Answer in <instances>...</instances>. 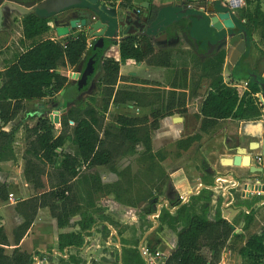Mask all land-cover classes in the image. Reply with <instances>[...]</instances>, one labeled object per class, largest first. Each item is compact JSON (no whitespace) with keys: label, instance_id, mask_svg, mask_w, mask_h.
<instances>
[{"label":"trees","instance_id":"obj_1","mask_svg":"<svg viewBox=\"0 0 264 264\" xmlns=\"http://www.w3.org/2000/svg\"><path fill=\"white\" fill-rule=\"evenodd\" d=\"M108 1L114 6L118 0ZM131 1L122 0L121 4H130ZM253 1L252 9L244 14L245 21L238 20L236 23L233 20L235 27L231 30L233 34L245 35L246 50L233 66L231 74L246 80V88L224 82V50L214 51L201 62L199 76L209 81L205 95H199L197 85L190 87L188 95L184 91H177L184 88L176 85L170 86L166 93L159 88L146 91L116 86L121 80V61L172 66L171 53L155 50L151 41L165 15L153 5L147 9L145 24L149 26L146 34L128 35L118 43L113 41L95 59L93 68H87L94 53L93 43L88 46L85 32L78 31L66 36L63 41L46 37L31 43L13 64L0 71V162L15 159L12 146L14 133L4 127L24 110V100L49 97L55 101L56 94L65 88L62 99L69 104L59 118V130L47 115H37L34 125L24 126L26 147L22 156L23 176L31 185L33 194L16 202L15 211L22 217V222L13 230L14 248L9 253L3 247L10 244L0 226V264H32V254L20 250L17 245L39 208H47L59 228L73 225L70 224L71 219L79 216L74 222L78 230L58 234L60 250L82 246L91 228V215L101 213L95 201L103 195H112L116 202L129 207L142 208L147 205L146 213L151 212L170 183L163 161L169 157H180L183 151L200 139L199 133L192 132L157 148L153 145L152 135L159 128L160 120L175 114L183 116L189 110L187 101L197 99L195 117L200 121L202 131L221 119H247L259 114L254 95L264 91V77L243 64L249 53L252 34L259 28L264 29V12L260 9L259 0H248L246 4ZM20 21L25 39H33L50 29V22L41 11L26 14ZM195 26L201 27L214 42L225 35L224 31L213 32L207 16L187 24L186 31L190 32ZM75 66L80 75L72 82L60 69ZM91 71L93 75L90 76ZM89 77L93 80L86 81ZM131 81L149 84L135 77ZM96 87L97 95L101 97L100 107L96 103ZM129 104L138 109L149 108L150 111L143 115L119 112L112 123L105 124V115L111 105L120 107ZM68 140L75 151L59 152ZM138 146L142 149L138 150ZM132 156H135L136 170H132L130 165L118 166L120 159ZM97 167H105L116 174L117 180L103 183ZM8 194L6 185L0 184V202L7 200ZM81 194L84 195L86 207L82 205ZM173 195L169 197V202L177 206L172 212L166 208L162 210L157 230L166 224L176 234L175 247L165 264H218L222 250L231 249L235 240L241 243L237 253L248 264L260 262L264 256V222L258 231L245 238L242 233L233 234V228L221 216L219 208L209 219L211 190L202 188L192 200L183 203L174 201ZM193 200L201 202L199 210L195 208ZM253 217L254 207L247 213L240 212L232 223L243 220V228L247 229ZM203 249L209 251V259L202 253ZM120 254L122 264H143L135 248L123 246ZM66 261L64 264L76 263L73 256Z\"/></svg>","mask_w":264,"mask_h":264},{"label":"crops","instance_id":"obj_2","mask_svg":"<svg viewBox=\"0 0 264 264\" xmlns=\"http://www.w3.org/2000/svg\"><path fill=\"white\" fill-rule=\"evenodd\" d=\"M190 1L192 2V0ZM190 1L189 0H132V2H136L139 4V6H137V9L139 11L138 13L144 19H146L147 9L149 8L150 5H153L159 8V10L164 12L165 15L162 18V21L159 23L160 26L156 28V31L151 38V41L155 50L157 51L167 50L171 53L172 66L171 67L155 66V65H149L144 61L136 63L126 60L120 62L119 68L136 69L137 72L144 73L145 76L142 77L148 82L149 76L151 77L152 73L153 74H155L154 72L163 73L164 69L167 68H193V67L201 68V62L206 57L212 55L214 51L215 52L220 51L221 50L220 46L224 45L223 46L224 48H222V50H224L225 52V58L222 65V76L224 82L232 86L236 85L246 88L247 81L232 76L231 70L233 67H231V65L228 62L229 54L231 50L234 48L231 47L229 49L230 42L234 40L237 35L240 36V33L233 34L232 37L227 38L225 41L214 42V39L208 37L207 33H205V31L199 26L192 27L190 32H187L186 31L187 24H190V22L191 24H193L196 22V20L201 19L199 16L200 14H203L201 8L203 6H206L207 2H209V0H204V3L203 0H194L195 2L192 3ZM118 3L119 0L116 2L115 6H117ZM107 4L109 5L110 3L107 2ZM248 6H250V4L247 3L244 7H248ZM240 8H237L235 10L234 15L238 20L244 22L245 21L244 16L243 17L239 16ZM260 9L264 12L263 4H260ZM182 10H185V12L182 13L181 12ZM180 15H182V17H180ZM20 20H21V16H19L17 12L12 11L8 8H5L3 10V17L1 22L2 26L0 27V71H3L5 68L13 64L16 61L17 57L21 53L25 52L27 48L31 45V43L46 37H50L51 39L57 41H63L64 38L66 37V36L57 37L54 31V27L50 23V29L47 32H44L34 37L33 39H25L22 36V26ZM209 26L213 29L214 33H218L219 31L222 32L224 31L227 37H229V34L231 33L230 29H222L219 31L214 29L210 25V21H209ZM258 30L259 29H257L256 31ZM78 31H81V29L77 28L71 30L69 35L75 34ZM189 35L191 38H189ZM123 36H124V32L119 33L116 42L118 43L120 38H122ZM182 40H184V43L192 45L194 50L198 52L196 56L200 61L195 62L194 65L192 66L189 63H185L188 59L185 60L183 59V56L184 57L186 56L183 54V49H186L187 46H179V42H181ZM239 40L240 37L238 41ZM207 41H210L214 45L210 46L207 43ZM91 43H92V39L87 36L88 46ZM250 44H251V40H250ZM248 57H249V53L246 59ZM178 63L180 65H178ZM243 64L247 65L250 68L247 62L244 61ZM262 65L263 67L261 68L262 71L260 74L254 69L252 68L250 69L254 70L260 76L264 77V63ZM65 68H74V67H65ZM129 71L130 72H128L127 75H133L131 73V70ZM119 81H121L124 85H129V80L123 79ZM241 83H245V85ZM141 84L142 83H140V85ZM149 84L152 85L150 82ZM1 85H2V77L0 75V86ZM118 85L119 84L117 83L116 86ZM144 85L142 87H144ZM208 88L209 87L207 86V90ZM189 90L190 87L185 89L187 95L189 94ZM197 92H199V90H197ZM206 92H204L203 95H205ZM254 96L256 98L255 104L257 105V108H259V114L257 116H251L250 118L247 119H234V118L221 119L216 121V123L213 126L208 127L205 131H202L200 129V121L195 117V112H197V108H198V102L196 103L195 107L194 106L192 107V105H190L193 100H197L195 98L191 101H187V106L189 107V110L185 114H183V116H181L182 117L181 122L175 123L172 120V117L177 116L178 114L164 117L160 120L159 128L155 130L152 135L153 145L154 147L157 148L170 141L178 139L183 135H187L189 133L191 134L192 132L194 133L197 132L200 134V139L197 142H194L191 145V147L188 150H186V153L189 152L190 154L195 156L192 158H188L189 160H186L182 165L177 166L175 171L169 172V176H170V182L173 183L176 189L175 193L176 195L179 196V198H182L183 196L185 197L186 195L189 194L196 195L202 188H207L212 191V197L208 202L209 219H212L214 217L215 211L218 209L217 203L219 198L220 199L225 198L226 201V203L222 204L223 208L220 209L221 216L224 207L231 206L232 204L237 208H240L241 209L240 212L242 211L249 212V210L253 208L257 202L264 204V193L257 195L255 191H252V190L263 189L264 186V163L256 164L255 162H253L255 161L254 158L261 154L262 151L260 148L251 151L250 156H251V163L253 165L263 168L262 174L259 173L252 174L251 172H249V169L247 167L225 166L221 162V159L223 157H232V155L235 153L234 148L236 146L241 145L246 147L247 144L253 140L256 141L258 140L261 143V140L264 138V98H261L260 93H257ZM34 101H38V99L36 98V99L24 100V104L27 102H34ZM111 107H117V106L111 105L108 110H110ZM120 107L123 108L122 110L126 108L124 112L129 108H133V106L130 104L127 106H120ZM118 108L119 107H117V109ZM136 109L137 111L142 109L144 114H146L147 111L149 110V108H140V109L136 108ZM42 110H43V105L38 107V111H42ZM37 115H40V113ZM187 115L194 116L195 124L194 127L189 131H184L183 123ZM8 124L5 125L4 127L5 130H9L7 128ZM25 147H26V141H25ZM22 159L23 158H21L20 159L21 161L19 162H16V158L14 160L0 162V184L6 185V187L8 188V193H12V198H13L12 201H10L7 198V200L0 202V226L3 227L10 244L3 247L8 253L11 252V250L14 248L13 230L16 226H18L22 222V217L15 211L16 202L18 200L27 199L33 194L31 185L26 182L23 176L24 164L22 162ZM197 159L201 160L202 162L201 166L203 169H198ZM97 169L98 168H96V170ZM12 171H16V174ZM252 177H257V178L251 179ZM104 178L106 181L102 180L103 183H110L117 180L118 177L116 174L107 170V172L104 174ZM233 181L237 183L232 184ZM222 182L226 183L225 189H221L220 187H218V184L220 183L223 184ZM249 187L251 189V193L247 198H243L242 197L243 192L245 191L246 188ZM235 188L239 190L238 194L240 195V199H241L239 200L241 202L239 204L234 203L235 196L233 195V193L229 192V190L232 189L235 190ZM193 189H195V191H192ZM257 198L259 199V201L256 200ZM110 199H111L110 195H105L104 198H102L101 196L99 198V200L102 203L108 202L110 201ZM110 204L111 203L107 204V206L108 205L110 206L108 207L109 209H114L113 207L120 205L115 200L112 201V205ZM248 205H251L250 209L246 207ZM243 222L244 221L241 220L239 225H244ZM70 224L73 225L64 228L57 227L55 219L50 216L48 209L39 208L28 231L21 238L17 246L20 248V250L32 254L33 261L34 258L41 256L43 253L50 254L51 258L48 261L49 263L51 262L54 256L52 252H56V254H58L61 251L58 248V240H57L58 234L63 232L78 230L77 228L78 226L74 224L72 220L70 221ZM98 232L95 231V229H93L92 227L89 229L91 241L88 242L86 239V244H84L81 247V251H80V255L82 258L81 260L84 261V257L82 256V254H86L87 251H90L91 248L95 247L97 242H94L93 240L97 239L96 234ZM162 240L163 242L166 243V241L163 238ZM174 244H175L174 240H172V243L170 244L167 243L168 247L170 248H172ZM65 249L73 250V251L75 250L74 248H65ZM100 255L102 256L103 253ZM240 257L244 260L245 264H248V262L242 256ZM106 258L109 257L106 256ZM219 263L227 264L224 261Z\"/></svg>","mask_w":264,"mask_h":264},{"label":"rangeland","instance_id":"obj_3","mask_svg":"<svg viewBox=\"0 0 264 264\" xmlns=\"http://www.w3.org/2000/svg\"><path fill=\"white\" fill-rule=\"evenodd\" d=\"M190 1V0H189ZM191 2V1H190ZM192 2H195L192 0ZM191 2V3H192ZM253 2H251L250 6L248 7H241L239 9V16L243 17L244 14H246L247 10L252 9L253 7ZM19 15V14H18ZM20 16V15H19ZM232 18L238 23V19L236 16L233 14ZM114 25L111 26L110 31H112ZM239 35L236 36L234 40L230 42L229 49L231 47H234L236 43H238ZM179 46H187L186 49H183V54L186 55L185 57L183 56V59H188L185 63H189L191 66L194 65L195 62H199L200 60L196 56L198 54L197 51L194 50L192 45H189L187 43H184V40L179 42ZM224 45H221L220 48H222ZM188 55V56H187ZM250 66V68L254 69L257 71L259 74L261 73V68L263 67L264 63V29L259 28L258 31H256L252 36H251V44H250V51H249V57L245 60ZM184 64V63H183ZM178 65H180L178 63ZM185 66V65H184ZM78 67L74 68H61V73L65 74L69 80L73 79V74L80 73V71L77 69ZM133 75H127L128 72H130ZM200 68H167L164 69L163 73H156L151 74V77L149 76L148 82L152 83V85L147 84H141L140 83H134L131 81L132 77H135L141 81L145 80L143 79L142 76H145L144 73L137 72L136 69H130V68H120V76L121 80L126 79L129 80V85H124L121 81L118 82L119 87H131L133 89H138V90H146L149 91L152 88H159L161 92H167L169 89H171L170 86L176 85L179 87H183L184 89H176L177 91H184L185 89L189 87H198L197 90H199V95H203L204 92L207 90V86L209 84L208 79H205L204 77H200ZM244 84L245 83H241ZM144 85V87H142ZM94 92L97 93V87L94 88ZM187 94V93H186ZM64 102L63 99L58 101L57 106L62 105ZM198 101L193 100L190 105L192 107L196 105ZM96 103L100 107L101 105V97L97 95L96 97ZM53 104H55V101L52 98L45 97L38 99V101L34 102H27L25 103V108L23 111H21L13 121H11L8 125L7 128L11 130L13 134V150L15 152V158L16 162L21 161L20 159L23 156V150L25 148V133H24V126H32L35 124L37 118H35V115L41 114V113H46L45 115L49 116L51 118V122L54 121V116L55 114L52 112H49L50 110L54 109ZM43 105V110L38 111V107ZM122 107H111L110 110L107 111L105 115V124H110L115 120V116L119 112H124L122 110ZM128 109V108H127ZM128 113L130 112L133 115H143L144 112L142 109L138 110L136 108H129L126 110ZM125 111V112H126ZM150 110L147 111V113ZM259 111V108H258ZM62 114H59V118ZM178 116V115H177ZM180 116V115H179ZM54 123V122H52ZM184 131H189L194 127L195 124V118L193 115H187L185 117L184 121ZM1 125V123H0ZM55 128L59 130V123H54ZM190 134V133H189ZM137 149H142L141 146H138ZM75 151L74 145L68 140L66 143L63 145L61 149H59V152L61 153H66V152H71L73 153ZM195 156V155H194ZM192 154L189 152L186 153V151H183L180 157L178 158H167L166 160L163 161V166H165L166 171L169 173L171 171H175L177 166L182 165L186 160H189L188 158L194 157ZM198 161V169H203L201 164V160L197 159ZM22 162L24 164V159H22ZM16 165V164H15ZM126 165H132V170H136L137 166L135 163V156L132 157H126L122 158L118 162V166L124 167ZM97 171L101 174L102 180H105L104 174L107 172V169L105 167H97ZM16 174V171H12ZM250 174V173H249ZM253 174V173H252ZM251 174V175H252ZM47 178V177H46ZM257 177H252L251 179H255ZM106 181V180H105ZM32 188V187H31ZM239 189V187H238ZM235 188L232 190H229L230 193H233L235 196V202L234 203H241L239 200L240 195L239 190ZM166 190V187L164 188ZM235 191V192H234ZM165 192V191H164ZM164 195V194H163ZM193 196H196L195 194H189L185 196V201L192 200ZM105 195L102 196L104 198ZM162 197V196H161ZM160 197V198H161ZM110 201L102 203L99 199L95 201L96 203V208H98L101 213L100 215L92 214L91 216V222H90V227L95 229V231H99L96 236L97 239H94V242H97L95 247L88 249L90 251H87L86 254H82L84 257V261L81 260V247L86 244V239L87 241H91L90 234L85 235V242H83L82 246L78 249L73 250H68V249H63L60 251V253L56 254L53 256V259L51 262L47 264H64L65 262H68V258L70 256H73V258L76 260V263H70V264H115L117 262V255L116 252H113L112 250H108L105 246V240L107 236V230L105 228V222L109 223L118 233V236L120 238V241L124 244H126V247L130 248H135L134 246L137 245V240L141 239L144 236L143 232V226L144 224H147V228L145 233L146 238H149V244L152 245H158L159 248H161L164 251H170L171 248L168 247L167 243H172V240L176 242V234L175 231L170 229L166 224H164L161 228L159 229L158 233H153L155 229L157 228V225H153V222L150 221L147 217L148 213H146V210L148 209L147 205L142 208H135L129 210L126 205L120 204L119 206L113 207L114 209H109V205L107 206L108 203H111L114 201L113 196L110 195ZM174 201L176 200H181L178 195L174 196ZM81 202L84 207H86V201L84 199V195L81 194ZM259 201V199H256ZM255 201V200H253ZM171 202H169L170 204ZM193 203L195 204V208L199 210V206L201 202H198L196 200H193ZM226 203L225 198H219L218 199V207L219 209H222V204ZM172 205V204H171ZM177 206V205H176ZM248 209L251 208V205L246 206ZM173 208V207H172ZM172 210V209H171ZM134 215V216H133ZM253 222L249 225L247 229H244V225H239L240 221H238L236 224H234L236 228V234L237 233H242L243 236L246 238L249 236L251 233L256 232L259 230L260 226L264 222V204H261L259 202L254 205V217H253ZM79 219V216L73 217L71 220L73 222H76ZM242 227V228H241ZM78 228V227H77ZM241 231H238L237 229H240ZM235 230V229H234ZM160 236V238H159ZM162 238L166 241L163 242ZM160 241H159V240ZM241 245L239 240H235L232 242L231 249L224 248L220 254L219 262L224 261L227 264H245L244 260L240 257V255L237 253V249ZM107 252V254L110 255L109 258H106L105 256H101L100 254ZM112 252L113 254H110ZM51 253V251H50ZM202 253L205 255L206 258H210V253L207 249H203ZM80 255V257H79ZM62 260V261H61ZM33 261V259H32ZM83 261V262H82ZM33 264V262H32ZM219 264V263H218Z\"/></svg>","mask_w":264,"mask_h":264},{"label":"water","instance_id":"obj_4","mask_svg":"<svg viewBox=\"0 0 264 264\" xmlns=\"http://www.w3.org/2000/svg\"><path fill=\"white\" fill-rule=\"evenodd\" d=\"M108 0H2L0 3V27L3 17V10L8 8L17 12L21 17L41 11L44 16L48 18L49 22L53 25L54 31L57 37L68 36L71 30L80 28L81 31H85L86 35L92 39L93 56L88 62L87 68H92L95 59L100 57L104 49L110 45L113 41H116L118 34L124 32V36L133 35L139 36L146 34V28L149 25L145 24L144 18L139 13L137 6L138 3L132 2L130 4H121L119 1L117 6L108 5ZM203 14H200V18L204 19L206 16L210 21V25L216 30L230 29L235 27V23L229 13V11L220 4L219 0H209L206 6L201 8ZM182 13L185 10L181 11ZM191 24V22H190ZM114 25L112 31L111 26ZM233 33L229 34V37L225 34L218 42L225 41L227 38L232 37ZM122 37V38H123ZM121 39V38H120ZM210 46L214 44L207 41ZM246 50V42L244 33H240V40L231 50L228 62L233 67L239 60L240 56ZM88 72V69H87ZM80 73L73 74L72 82H75L79 78ZM93 75L91 71L90 76ZM91 77L86 79L89 81ZM65 88H62L55 96L54 109L50 110L55 114L54 123H59V114H63L67 108L68 103L63 102L62 105L57 106L58 101L62 99L65 92ZM261 98H264V91L260 93ZM42 113L40 115H45ZM51 119V118H50ZM173 122H181V116H173ZM261 149V154L256 157H261V163H264V138L261 143L257 140L250 141L246 147L238 145L234 148V154L232 157H223L221 162L225 166H243L249 169V172L256 174H262L263 168L255 166L251 163L250 152L256 149ZM254 158V160L256 159ZM196 185V184H195ZM251 187V186H250ZM249 187V188H250ZM192 191H195L193 189ZM191 191V192H192ZM176 189L172 182L169 183L168 197L171 193H175ZM228 201V200H227ZM241 211L233 204L231 206H225L222 210V217L226 219L233 228V234L236 232L233 219ZM244 224V222H243ZM242 228V227H241ZM237 229L238 231H241ZM235 229V230H234Z\"/></svg>","mask_w":264,"mask_h":264},{"label":"built area","instance_id":"obj_5","mask_svg":"<svg viewBox=\"0 0 264 264\" xmlns=\"http://www.w3.org/2000/svg\"><path fill=\"white\" fill-rule=\"evenodd\" d=\"M248 0H219L220 4L226 7V9L229 11L230 15L235 13V10L237 8L243 7L246 5V2ZM260 4L264 5V0H259ZM256 164H261V157H256L255 161ZM220 180V179H218ZM224 181V180H222ZM218 183V182H217ZM223 183V182H222ZM237 182H232V184H236ZM225 184H218V187L221 189H225ZM255 191L257 195L263 194L264 193V186L263 189L259 190H252ZM251 193L250 188H246L245 191L243 192V198H247L249 194ZM184 197V196H183ZM182 197V198H183ZM181 198V199H182ZM8 199L10 201L13 200L12 198V193L8 194ZM159 212V211H158ZM158 212L154 215H151V219H154L157 217ZM105 228L107 230V236L105 240V246L108 250H112L113 252L117 253V262L115 264H122L121 262V257H120V249L122 247V242L120 241V238L118 236L117 231L109 224L105 222ZM136 250L141 257L143 264H165V261L167 257L169 256L171 251H164L158 247H150L146 244L145 237H142L136 246ZM53 255H56V252H52ZM110 254H113L110 252ZM103 255H106L107 257H110L107 252L103 253ZM51 255L48 253H43L41 256L34 258L33 264H44L48 263L50 260ZM220 264V263H219ZM258 264H264V256L261 258L260 262Z\"/></svg>","mask_w":264,"mask_h":264},{"label":"flooded vegetation","instance_id":"obj_6","mask_svg":"<svg viewBox=\"0 0 264 264\" xmlns=\"http://www.w3.org/2000/svg\"><path fill=\"white\" fill-rule=\"evenodd\" d=\"M139 12V11H138ZM93 68V67H92ZM92 79V78H91ZM90 79V80H91ZM93 80V79H92ZM91 80V81H92ZM169 186V185H168ZM168 192V188H167V191L164 193V195H162V197L160 198H158V200H157V202L155 203V206H154V209L151 211V212H149L148 213V215H147V217H148V219L150 220V221H152L153 222V225H157V228L155 229V231H153V233H156V234H159L158 233V227L160 226V215H161V212H162V210L164 209V208H166V209H169V211L170 212H172V211H174L175 210V208H176V205H171V204H169V197L171 196V195H176V193H171L168 197L166 196V193ZM173 195V196H174ZM185 197H183L181 200H179L180 201V203H183L184 201H185ZM118 203V202H117ZM128 207V209L129 210H131V208L132 209H135V207H129V206H127ZM173 207V208H172ZM172 209V210H171ZM159 211V212H158ZM158 212V215H157V217L156 218H154V219H151V215H154V214H156ZM246 212V211H245ZM247 213V212H246ZM134 216V215H133ZM148 226H147V224H144V226H143V232H144V236L143 237H145V241H146V244L148 245V246H150V247H152V248H154V247H159L157 244L155 245H150L149 244V238H146V234L147 233H145L146 231H148V230H146V228H147ZM140 239H138L137 240V243H138V241H139ZM159 240V239H158ZM160 241V240H159ZM176 243V242H175ZM123 246H125V244H123L122 243V247ZM136 246L137 245H135L134 247H135V249H136ZM121 247V248H122ZM174 247H175V244L172 246V248H171V250L170 251H172L173 249H174ZM65 249V248H64ZM137 251V250H136ZM120 253H121V249H120ZM116 255H117V253H116ZM121 255V254H120ZM122 262V261H121Z\"/></svg>","mask_w":264,"mask_h":264}]
</instances>
